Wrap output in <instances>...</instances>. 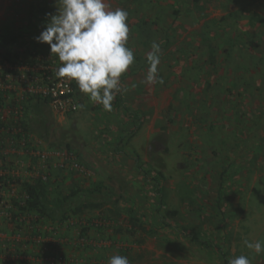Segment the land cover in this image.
Returning a JSON list of instances; mask_svg holds the SVG:
<instances>
[{"label": "rangeland", "instance_id": "obj_1", "mask_svg": "<svg viewBox=\"0 0 264 264\" xmlns=\"http://www.w3.org/2000/svg\"><path fill=\"white\" fill-rule=\"evenodd\" d=\"M106 3L128 12L127 46L135 54L111 111L75 81V108L65 115L48 99L36 106V88L56 78L61 64L35 39L49 14H57V0H12L1 20L0 37L17 38L10 57L0 56V85L17 88L0 94V134L7 133L0 138V188L14 196L5 205L39 222V213L26 209L27 185L37 186L53 207L75 192L78 197L64 204L53 245L34 244L46 254L15 246V260L7 262L5 250L0 259L20 264L31 255L36 264H107L121 255L130 264H225L246 255L251 264H264V254L243 244L264 242V0ZM153 41L162 50L163 82L148 85ZM244 58L247 74L239 76L247 91L237 97L229 83ZM185 89L197 94L190 108L178 101ZM5 163L13 169L7 172ZM90 191L108 203L95 208ZM18 222L9 221L15 229Z\"/></svg>", "mask_w": 264, "mask_h": 264}, {"label": "clouds", "instance_id": "obj_2", "mask_svg": "<svg viewBox=\"0 0 264 264\" xmlns=\"http://www.w3.org/2000/svg\"><path fill=\"white\" fill-rule=\"evenodd\" d=\"M128 12L112 10L106 0H57V14H49L45 29L35 39L50 46L60 66L57 78L75 81L80 92L92 102L111 111L115 95L121 92V77L135 62L129 39ZM161 46L153 41L146 55L148 64L144 82H160ZM256 255L264 254V242L243 240ZM107 264H130L126 256L113 255ZM228 264H251L246 255L230 258Z\"/></svg>", "mask_w": 264, "mask_h": 264}, {"label": "crops", "instance_id": "obj_3", "mask_svg": "<svg viewBox=\"0 0 264 264\" xmlns=\"http://www.w3.org/2000/svg\"><path fill=\"white\" fill-rule=\"evenodd\" d=\"M11 1L12 0H0V23H1V20L4 18V16L6 15L7 8L9 7V4L11 3ZM12 90L16 91L17 88L12 87L11 85H0V94H1V91L10 92ZM4 106H5L4 100L0 99V107H4ZM11 106L12 105H10V107ZM5 135H7V133L5 134V132L4 134H0V138H2ZM2 144L8 145L7 140H5V142H3ZM2 151H3L2 154H4V156H6L5 154L10 153L9 149L4 148V150ZM4 169H7V172H9L8 170H12L13 168L10 165L8 166L5 163ZM4 196L5 197L2 200L3 203L11 201L12 198L14 197L11 194L9 195L4 194ZM5 207H6L5 209H3L2 207L0 208V252H3V250L8 252L7 262L13 261L15 260V258H17L16 257L17 248L15 246L22 247V248L32 246L29 249L30 251L33 250V252H35V250H37V252L39 253L41 252L42 254H46V251H45L46 249L40 251L38 248H34L36 246L34 244H37V245L45 244L43 246H46V247L52 246L54 238H57L56 236L59 235V231H56V228L58 226L55 225L57 222L48 220L43 217L39 218V222H36L37 219L31 220L32 221L31 222L30 219L26 217V213L25 215H15L18 213V211L14 209H11V211L10 210L8 211L7 209L8 206L5 205ZM12 219H15V220L20 219V222L16 223L17 225L16 227L18 228V230L17 228L15 229L12 227L14 226L13 223L11 224L9 223V221ZM77 231H78L77 229L72 230L71 232L72 235L73 236L76 235ZM33 237H35V241ZM85 255L86 253H83V256ZM20 256L21 258L24 257L22 255ZM35 261L36 259L34 257H32L31 255H27V257H25L19 262L20 264H36ZM5 262L6 260H4L3 262L2 259H0V264H7V262L6 263Z\"/></svg>", "mask_w": 264, "mask_h": 264}, {"label": "trees", "instance_id": "obj_4", "mask_svg": "<svg viewBox=\"0 0 264 264\" xmlns=\"http://www.w3.org/2000/svg\"><path fill=\"white\" fill-rule=\"evenodd\" d=\"M16 41H17V38L12 36V35L7 36V37H2V38L0 37V56L1 57L2 56L10 57V54L14 50L13 44H15ZM218 45L219 46H216V48H214L215 52L217 50L219 51L221 49L220 44H218ZM2 49L4 50V52H2ZM219 56L221 59L223 57V53L218 55V57ZM13 57L18 58V55H14ZM226 59L227 58H225V60ZM220 64H222V63H220ZM239 68H240V70L242 68L247 69V58H244V60L241 63ZM240 73H242L243 75H246L247 70L242 69L239 72L238 71L235 72L234 76H232L230 78V83H229L230 87H232L235 91L238 92L237 97H242L243 93L247 91V83H245V82L243 84L241 83V81H243L244 78L239 76ZM190 79L191 78H184L183 80H190ZM230 87L228 89H226L225 91L226 92L229 91ZM222 91L223 90H220V93ZM233 94L235 95V92H233ZM196 98H197V94H195L193 91H191V89H185L183 92L179 93L178 101L182 105L189 106V105H191L192 102H194V100ZM205 100L206 99L202 98V101H205ZM118 101L119 100H115V102H118ZM47 104H48V100H46V99H41V98L36 99V106L47 105ZM217 105H218V102H215L211 105L212 106L211 109H213V112H217ZM189 108H190V106H189ZM27 194H28V200L26 202L27 211L38 212L40 217L46 218V219L51 220V221H56L59 217L64 216L66 214V212L62 211L64 204H67L71 198L78 197V192H75L71 196L67 197L64 200L63 205H60L58 207H53V206L47 205L43 201L42 195L38 191L37 186L27 185ZM87 194H88V196H90L91 204L95 208L98 207L99 205L104 204V203H108V201L103 198V194L101 192L90 191ZM223 256H224V258H226V255L224 253H223ZM225 264H228L227 259H225Z\"/></svg>", "mask_w": 264, "mask_h": 264}, {"label": "built area", "instance_id": "obj_5", "mask_svg": "<svg viewBox=\"0 0 264 264\" xmlns=\"http://www.w3.org/2000/svg\"><path fill=\"white\" fill-rule=\"evenodd\" d=\"M44 84L38 88H36L35 92L41 96L43 99L50 100L51 106L54 108L56 113L65 115L70 108H75L73 96H74V86L72 80L68 79H60V78H46L44 80ZM47 155L43 154L42 158H46ZM73 168L77 171H84V168H82L80 165L76 164L73 165ZM8 173H5V175ZM1 176H4V173L1 174ZM3 179V178H1ZM5 179V177H4ZM44 179H47L46 177ZM1 182V181H0ZM0 183V187H1ZM4 194L1 192L0 188V206H4L6 203L2 202L4 198ZM0 207V208H1ZM96 225L99 224V222L95 223ZM102 225V224H101Z\"/></svg>", "mask_w": 264, "mask_h": 264}]
</instances>
